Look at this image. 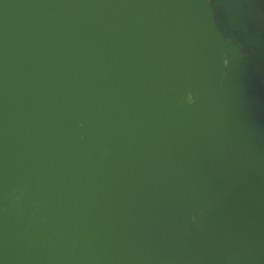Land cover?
<instances>
[{"label":"water","instance_id":"95a60500","mask_svg":"<svg viewBox=\"0 0 264 264\" xmlns=\"http://www.w3.org/2000/svg\"><path fill=\"white\" fill-rule=\"evenodd\" d=\"M243 15L263 2L0 0V264H264Z\"/></svg>","mask_w":264,"mask_h":264},{"label":"flooded vegetation","instance_id":"af4514ba","mask_svg":"<svg viewBox=\"0 0 264 264\" xmlns=\"http://www.w3.org/2000/svg\"><path fill=\"white\" fill-rule=\"evenodd\" d=\"M259 1L263 2L264 7V0ZM225 18L223 26L226 33L253 53L256 68L264 75V18L259 15L257 18L250 19L243 15L242 18L237 19L243 25L241 30L237 28L238 22L231 23Z\"/></svg>","mask_w":264,"mask_h":264}]
</instances>
